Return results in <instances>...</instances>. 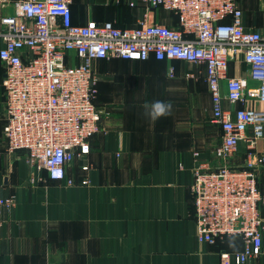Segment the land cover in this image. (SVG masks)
<instances>
[{
  "label": "crops",
  "instance_id": "1",
  "mask_svg": "<svg viewBox=\"0 0 264 264\" xmlns=\"http://www.w3.org/2000/svg\"><path fill=\"white\" fill-rule=\"evenodd\" d=\"M239 2L245 26L264 33V0ZM71 8L76 25L112 23L119 29L136 27L144 12L141 0H73ZM12 13L11 6L0 4V20ZM152 21L178 26L176 15L162 9L153 11ZM3 41L0 37V50ZM173 64L175 78L169 77L171 63L154 57L95 61L102 130L91 141V153L67 166L66 179L51 181L33 171L25 151L7 152L0 61V199L17 201L11 212L0 214V264H237L241 238L215 245L197 238L190 192L194 152L215 163L221 129L210 121L204 69ZM187 72L197 78L187 79ZM229 75L257 86L242 57L230 63ZM155 102L171 104L170 114L152 120ZM250 103L264 111V103ZM240 146L231 164L242 167L246 145ZM259 146L264 152V140ZM68 178L76 184L68 186ZM85 179L89 185L81 184ZM260 180L264 189V174ZM244 264H264V256Z\"/></svg>",
  "mask_w": 264,
  "mask_h": 264
},
{
  "label": "built area",
  "instance_id": "2",
  "mask_svg": "<svg viewBox=\"0 0 264 264\" xmlns=\"http://www.w3.org/2000/svg\"><path fill=\"white\" fill-rule=\"evenodd\" d=\"M72 3L0 0L13 8L0 20L7 152L25 151L33 171L45 172L51 181L66 179L67 166L91 153V141L102 130L95 61L146 62L154 57L171 63L170 78L176 77V61L203 68L212 96L210 121L221 129V143L215 163L194 152L190 192L197 238L209 245L241 238L244 250L237 264L263 257L264 152L259 143L264 140V111L250 101L264 103V33L245 26L239 0H141L144 12L136 27L120 29L112 23L74 24ZM157 9L175 14L178 26L153 22ZM238 57L256 87L245 78L230 77V63ZM185 77L196 79L197 73ZM242 142L245 162L239 167L231 161ZM75 184L67 179L68 186ZM81 184L89 185V180ZM16 206L14 196L0 199V214Z\"/></svg>",
  "mask_w": 264,
  "mask_h": 264
},
{
  "label": "clouds",
  "instance_id": "3",
  "mask_svg": "<svg viewBox=\"0 0 264 264\" xmlns=\"http://www.w3.org/2000/svg\"><path fill=\"white\" fill-rule=\"evenodd\" d=\"M147 108L148 105H145ZM171 104H165L163 102H155L151 105V119L156 120L160 116L170 114Z\"/></svg>",
  "mask_w": 264,
  "mask_h": 264
}]
</instances>
